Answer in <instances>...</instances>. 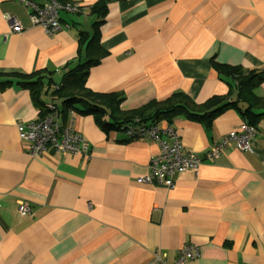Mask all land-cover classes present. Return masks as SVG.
<instances>
[{"label":"crops","instance_id":"obj_1","mask_svg":"<svg viewBox=\"0 0 264 264\" xmlns=\"http://www.w3.org/2000/svg\"><path fill=\"white\" fill-rule=\"evenodd\" d=\"M68 1L81 3L82 11H61L60 29L47 35L19 0H0V83L12 78L0 86V264H142L154 252L172 262L184 245L198 251L184 264H264V115L250 119V150L231 143L213 161L175 175L170 188L142 182L159 150L152 139L105 132L93 115L67 109L50 94L78 60L79 32L92 37L99 20L91 12L99 0ZM105 5L94 34L106 54L89 68L88 89L120 94L122 110L179 91L195 103L227 95L240 110L249 104L212 62L264 75V0ZM38 71L46 88L43 107L56 105L61 125L73 112L88 155L48 150L31 156L23 149L16 124L38 119L41 111L10 75ZM253 94L264 97V79ZM240 110L228 107L210 124L177 115L156 125L172 128L184 151L203 155L240 129ZM251 111L264 113L257 106ZM21 200L30 207L22 216Z\"/></svg>","mask_w":264,"mask_h":264},{"label":"trees","instance_id":"obj_2","mask_svg":"<svg viewBox=\"0 0 264 264\" xmlns=\"http://www.w3.org/2000/svg\"><path fill=\"white\" fill-rule=\"evenodd\" d=\"M58 1L62 3L68 2V0ZM105 2L106 0H99L91 7V12L99 17V20L93 23L94 33L99 21L105 15ZM94 33L92 37H89L90 35L86 31L79 32L78 60L61 79L59 89L51 90L50 94L59 99L67 109L73 108L77 113L93 115L95 122L103 131L123 132L122 128L124 126L156 124L161 119L170 122L177 115L205 120V122L210 124L211 119L216 114L228 107L233 106L240 110L237 101H231L227 95H213L201 103H195L186 93L181 91L173 92L162 100L152 99L138 107L122 110L120 108V102L122 101L120 94L116 92H93L85 86L89 68L99 63L106 54L95 38ZM212 64L219 75L227 80L231 86L237 87V98L249 102L240 112L244 121L254 126V121L250 119L264 115V113L254 114L251 108L252 106H257V108L264 109V97L254 95L253 88L264 79V75L253 69H244L239 65H229L215 61ZM10 76L16 78V81L22 87L29 90L33 102L40 108L41 116H43L48 109L43 107L41 102V95L46 93L42 80V71L28 74L13 73ZM11 80L12 78L5 81V83L1 82L0 86L11 82ZM248 96H250L252 101L248 100ZM67 109L62 111L63 114L66 115Z\"/></svg>","mask_w":264,"mask_h":264},{"label":"built area","instance_id":"obj_3","mask_svg":"<svg viewBox=\"0 0 264 264\" xmlns=\"http://www.w3.org/2000/svg\"><path fill=\"white\" fill-rule=\"evenodd\" d=\"M29 8V19L32 25L39 27L47 35H52L60 29V12L78 13L83 5L78 2H59L45 0L38 4L32 0H19ZM13 31H20L21 25L12 17H8ZM69 120L61 125L59 112L54 104L48 105V111L38 119L26 123H17L16 129L23 149L31 156L42 155L48 150L88 155V145L73 125V112L69 111ZM123 133L129 138H149L158 145V152L151 155L148 162V173L141 178L142 182H157L166 187H172L175 175L187 170H195L205 161H213L229 144H234L240 150H250V140L254 134V126L244 121L239 130L230 131L226 137L210 146L203 155L184 151L175 131L170 128H160L156 124L127 125ZM30 211L28 202L19 201L17 212L20 216ZM198 251L184 245L178 255L170 262L159 252H154L142 264H184L194 258Z\"/></svg>","mask_w":264,"mask_h":264}]
</instances>
